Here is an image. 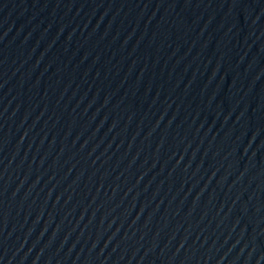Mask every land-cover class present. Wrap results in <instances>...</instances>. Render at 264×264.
I'll return each instance as SVG.
<instances>
[{
    "label": "water",
    "instance_id": "1",
    "mask_svg": "<svg viewBox=\"0 0 264 264\" xmlns=\"http://www.w3.org/2000/svg\"><path fill=\"white\" fill-rule=\"evenodd\" d=\"M0 264H264V0H0Z\"/></svg>",
    "mask_w": 264,
    "mask_h": 264
}]
</instances>
